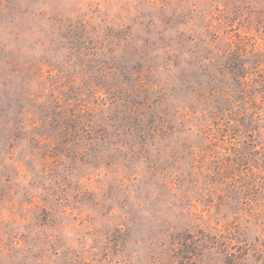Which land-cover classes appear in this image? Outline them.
<instances>
[{
    "label": "rangeland",
    "instance_id": "obj_1",
    "mask_svg": "<svg viewBox=\"0 0 264 264\" xmlns=\"http://www.w3.org/2000/svg\"><path fill=\"white\" fill-rule=\"evenodd\" d=\"M0 264H264V0H0Z\"/></svg>",
    "mask_w": 264,
    "mask_h": 264
}]
</instances>
